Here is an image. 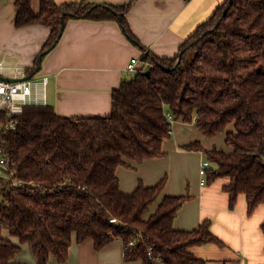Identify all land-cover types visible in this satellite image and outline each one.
Here are the masks:
<instances>
[{
  "label": "trees",
  "instance_id": "trees-1",
  "mask_svg": "<svg viewBox=\"0 0 264 264\" xmlns=\"http://www.w3.org/2000/svg\"><path fill=\"white\" fill-rule=\"evenodd\" d=\"M132 1L39 0L35 12L31 0H15V26L49 27L42 50L71 18L116 20L135 41L125 18ZM143 58L153 66L112 90L107 116L64 117L48 104L25 106L15 116L16 128L5 133L4 144L15 161V175L28 184L0 185V264H24L12 261L22 244L31 248L37 264H47L50 257L62 263L73 240L88 237L95 249L120 239L125 260L206 264L190 249L222 245L210 221L192 230L173 227L188 194L164 195L149 213L165 177L151 186L139 182L126 193L116 175L128 160L164 154L163 141L171 135L165 111L187 123L196 117L193 124L203 136L224 133L230 150L206 149L198 140L183 147L202 150L210 161L208 182L228 179L222 190L230 208L240 194L248 214L264 204V0H226L175 56L146 51ZM260 228L264 233V220ZM5 230L17 242L5 237Z\"/></svg>",
  "mask_w": 264,
  "mask_h": 264
},
{
  "label": "crops",
  "instance_id": "crops-1",
  "mask_svg": "<svg viewBox=\"0 0 264 264\" xmlns=\"http://www.w3.org/2000/svg\"><path fill=\"white\" fill-rule=\"evenodd\" d=\"M57 4L80 0H54ZM92 3L124 4L132 0H86ZM226 0H133L125 14L135 41L123 32L118 21L89 18L68 19L56 45L41 59L38 76L47 77L45 87L34 86L40 100L64 117L107 116L111 112L112 90L123 79L130 78L128 63L133 57L149 51L159 57H173L180 44ZM39 11V0H31ZM15 0L0 2V60L4 77H23L35 65L50 28L33 24L15 26ZM34 76V75H33ZM193 123L176 120L172 134L162 144L164 154L143 161H127L116 168L120 188L132 192L139 182L147 186L165 177V184L152 213L164 195H185L173 220L180 230L196 229L204 220L222 245L206 243L190 250L206 264H264V204L247 213L246 197L240 194L229 207V195L222 186L227 178L200 184L199 166L205 155L202 150L183 146L200 141L203 148L230 150L224 136L209 144ZM214 140V139H213ZM9 237L8 232H3ZM11 238L17 242L16 238ZM123 242L114 239L95 249L92 238L73 240L64 262L50 257L47 264H143L141 260L123 258ZM14 263L37 264L31 248L22 244L12 260ZM156 264H163L158 262Z\"/></svg>",
  "mask_w": 264,
  "mask_h": 264
},
{
  "label": "built area",
  "instance_id": "built-area-1",
  "mask_svg": "<svg viewBox=\"0 0 264 264\" xmlns=\"http://www.w3.org/2000/svg\"><path fill=\"white\" fill-rule=\"evenodd\" d=\"M146 51H143L141 56L133 57L128 63L127 70L134 73H142L152 67L147 59L143 58ZM3 62L0 60V185L5 186H24L28 184L23 179L17 177L14 172L15 161L4 144L5 133L16 128L15 116L20 113L23 107L28 105H45L37 96L34 86L41 83L44 87L47 83V77L19 79L14 81L6 80L2 73ZM166 118L171 122V128L168 130L172 134V125L176 121L170 111H165ZM196 117L193 118L194 123ZM210 166V161L203 159L199 166V174L201 176L200 184L205 183L207 169ZM131 240L129 244H133Z\"/></svg>",
  "mask_w": 264,
  "mask_h": 264
},
{
  "label": "water",
  "instance_id": "water-1",
  "mask_svg": "<svg viewBox=\"0 0 264 264\" xmlns=\"http://www.w3.org/2000/svg\"><path fill=\"white\" fill-rule=\"evenodd\" d=\"M62 22H63V16H62ZM63 28H64V25H62L61 26V31H60V33H59V35H58V37L55 39V41L48 47V48H46V49H44V50H42L38 55H37V57H36V60H35V69L33 70V72H31V73H29V74H27V75H25V76H23V77H21V78H19V79H29V78H31L33 75H35V73H37L38 71H39V69H40V65H41V59H42V57L46 54V53H48L55 45H56V43L58 42V40H59V38H60V36H61V34H62V30H63ZM148 71H146V73H147ZM3 78H5L6 80H9V81H14V80H17L18 78H7V77H3Z\"/></svg>",
  "mask_w": 264,
  "mask_h": 264
},
{
  "label": "rangeland",
  "instance_id": "rangeland-1",
  "mask_svg": "<svg viewBox=\"0 0 264 264\" xmlns=\"http://www.w3.org/2000/svg\"><path fill=\"white\" fill-rule=\"evenodd\" d=\"M38 74H39V71L37 72V73H35V75L33 76V78H35L36 76H38ZM135 75V73L134 72H130V76L131 77H133ZM193 125V124H192ZM224 136V133H220V134H218V135H216V136H214V137H206V136H201V137H203V139L205 140V143L206 144H209V143H211L212 141H216V139H220V138H222ZM214 139V140H213ZM205 159H206V157H205ZM199 169V168H198ZM199 173V172H198ZM3 199H4V197H3V194H2V190H1V187H0V202H2L3 201ZM152 207L153 206H151V209H152Z\"/></svg>",
  "mask_w": 264,
  "mask_h": 264
}]
</instances>
